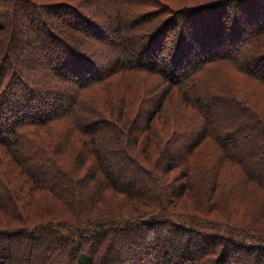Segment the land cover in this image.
<instances>
[{
	"label": "trees",
	"instance_id": "trees-1",
	"mask_svg": "<svg viewBox=\"0 0 264 264\" xmlns=\"http://www.w3.org/2000/svg\"><path fill=\"white\" fill-rule=\"evenodd\" d=\"M191 1L0 0V264L21 236L52 242L22 264H234L230 248L264 264L263 229L181 208L207 152L212 187L264 203V0ZM177 167L186 186L166 185ZM160 224L185 243L135 234Z\"/></svg>",
	"mask_w": 264,
	"mask_h": 264
},
{
	"label": "rangeland",
	"instance_id": "rangeland-1",
	"mask_svg": "<svg viewBox=\"0 0 264 264\" xmlns=\"http://www.w3.org/2000/svg\"><path fill=\"white\" fill-rule=\"evenodd\" d=\"M182 2L186 3L191 0H181ZM193 2V1H191ZM190 2V3H191ZM197 18V19H196ZM97 21L104 22L102 18L99 17L96 18ZM191 21V20H190ZM205 20L201 19L199 16H193V25L196 26L198 23L203 22ZM197 23V24H196ZM108 36V35H107ZM189 44L186 48H189ZM96 61H99L98 58ZM170 105L168 104L167 109H172V107H169ZM142 118V117H141ZM163 120V119H162ZM140 121V120H139ZM161 120L159 121L160 125ZM135 132V130L131 129V133ZM143 134H141L139 137L141 141L143 138L141 137ZM181 144V141L177 143V146ZM208 142H204L202 146L197 150V153H200V151L205 147V149L209 150L211 147L208 145ZM208 145V146H207ZM248 148L252 147L251 145L247 146ZM172 151V149L169 147ZM253 149V148H252ZM206 151V150H205ZM157 152V150H156ZM207 152V151H206ZM137 154V153H136ZM206 156H201L200 159H202L203 162H205L204 166V171L201 173V175H195L192 173L189 177L190 182H191V187L188 188L185 192V199L182 204V210H193L194 208L196 209H208L210 215L218 216L224 219H228L229 221L236 222L238 224H243V225H250L254 226L256 229H263L264 230V203H263V197L262 199L260 198V190L255 187H250L246 191H248L249 195H254L250 197L249 195H243L241 190H233L232 185H238V183L241 182H228V187L222 186L223 182H218L217 188L212 187V182H210V176L213 174L212 172V166L215 163V154H210V153H205ZM165 158V156L163 157ZM112 161V176L113 177H118L121 176L123 179H126L127 182L129 183H137L136 185L142 184V175H144L141 171V168L137 165H131L127 160H123V163H118L119 161H122L121 157H114L110 158ZM222 166L220 165V169ZM222 171V170H221ZM182 174V170L180 167H177L174 169L171 173L170 179H165L163 178V181L166 183V185H183L186 186V182H179L182 180V178L179 177V175ZM222 176V175H221ZM15 177V176H14ZM221 178V177H220ZM222 179V178H221ZM187 180V179H185ZM13 186L16 185L20 187L23 182H12ZM139 187V186H137ZM230 187V188H229ZM24 189L22 188L21 190H18L20 200H25L24 195H23ZM260 194V195H259ZM41 194H35L34 195V200L36 199H42V198H48L54 200L57 202L53 197L49 198L48 196L45 197ZM102 201H100L101 203ZM100 203H98V206H100ZM52 204V203H51ZM56 208H54V212L50 211L49 213H53L54 217H68L70 214L68 210H65L64 207H62V203H59L55 205ZM209 207V208H208ZM39 208L38 203L33 202L31 206H28L26 208V214H29V210H35ZM113 208H119V207H113ZM29 209V210H28ZM48 208H46V205L43 207L42 211H48ZM126 211L130 212L132 208L129 206H126L124 208ZM102 209H100V212H95L97 213L96 216H101L103 214ZM108 212L115 213L116 210L112 209L110 207L107 209ZM263 212V213H262ZM141 231V230H140ZM139 230L135 232L137 236H139L141 233V239L142 241L146 242V240H150L152 235L156 234L160 237V241L166 242V244L169 243L170 240H174V244L172 246L174 249H178L179 246L185 242L182 240H178L177 236L172 238L171 234H168L166 232V229L162 227V225H157L154 226L153 229L151 230H142L140 232ZM146 236H149L147 238ZM116 240V239H115ZM12 241V240H11ZM117 241V240H116ZM193 244H192V250L195 256L199 257L198 255L201 252V240L198 239L197 237L192 239ZM52 242L43 239L34 242L29 240V238H25L24 236L19 237L18 241H14L15 248L12 251L13 255L15 256V260L17 264H22L27 260H30L31 262H37L38 259L40 260H45L46 258V249L48 246H50ZM181 243V244H180ZM126 245H130L129 242ZM194 245V246H193ZM115 249L120 250L119 246L115 244ZM172 248V247H171ZM234 249V253L238 255L239 257H235L234 259V264H255L254 259L252 255L250 258L246 260V252H243L242 250H236L235 248H230V250ZM54 250H49V253H53ZM178 251V250H177ZM56 254V252H55ZM126 255H131L129 251L126 252ZM67 260H69L68 253H65V256ZM71 259V258H70ZM71 261V260H70ZM122 261V260H121ZM119 262V264H126L125 262ZM63 264V263H62ZM112 264V263H111Z\"/></svg>",
	"mask_w": 264,
	"mask_h": 264
}]
</instances>
